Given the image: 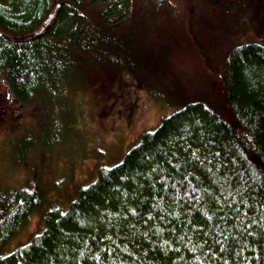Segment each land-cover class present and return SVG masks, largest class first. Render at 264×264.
Listing matches in <instances>:
<instances>
[{
	"label": "trees",
	"instance_id": "16d2710c",
	"mask_svg": "<svg viewBox=\"0 0 264 264\" xmlns=\"http://www.w3.org/2000/svg\"><path fill=\"white\" fill-rule=\"evenodd\" d=\"M140 1L0 0V264H264V42L241 39L247 0ZM128 86L176 107L106 162L79 130Z\"/></svg>",
	"mask_w": 264,
	"mask_h": 264
},
{
	"label": "rangeland",
	"instance_id": "374dc122",
	"mask_svg": "<svg viewBox=\"0 0 264 264\" xmlns=\"http://www.w3.org/2000/svg\"><path fill=\"white\" fill-rule=\"evenodd\" d=\"M133 3L134 10L136 7H147L142 6L143 3L140 0H134ZM242 8L243 10L241 12L244 13L243 15L246 14L245 18H252V21L249 26L248 22L245 23V26H248V28H246L240 35L241 39H243V37L254 36L256 38H253L252 40L264 42V0H247V3ZM236 13L240 14V10L238 12L236 11L235 14ZM165 25H171V22L169 20H165ZM165 30L167 31L168 29ZM160 41L163 45L166 40ZM242 41H247V39L240 40L239 42ZM94 71L98 72V70ZM148 71L150 70L147 68H142L140 74L142 76H149ZM102 73L104 74V78L107 80L111 78L112 81L118 77L117 72L114 73V71H110L108 69L104 70ZM103 87L105 88V86ZM127 88H129V90H126V95L132 99H127L125 101L116 99V103L119 101V105H115L101 116V120L103 117L106 118L105 123H100V119L98 117L100 115L97 113L91 114L90 117L86 115L84 118L85 127L81 126L79 130L80 140L86 139L90 146H97L103 155H107L105 158L106 162L113 163L118 161L123 152L137 141L142 129L144 130L152 128L163 113L166 114L176 107L156 101L154 98L148 96V93H146L143 89H140L137 86H128ZM105 89L107 90V88ZM88 96L89 93L86 97ZM103 106L104 103H100L98 109H101ZM129 107L132 109V111ZM118 131H121V134L119 137H116ZM87 150L89 149L87 148ZM119 153L121 154L119 155ZM58 154L59 156L52 155L51 158L54 171L57 173L63 170V158L61 157L67 155L63 151L58 152ZM95 164L96 161H94L92 158H89L83 163H80L79 166L75 167L74 170L76 175H78V178L81 180L90 179L94 173ZM22 175L23 174L19 172H8L5 174V178L7 183L12 184L15 179L17 180L21 178ZM72 191H76V189L72 187ZM39 224L40 222L37 216H31L20 236L23 238L29 236L30 233L39 228Z\"/></svg>",
	"mask_w": 264,
	"mask_h": 264
},
{
	"label": "water",
	"instance_id": "95a60500",
	"mask_svg": "<svg viewBox=\"0 0 264 264\" xmlns=\"http://www.w3.org/2000/svg\"><path fill=\"white\" fill-rule=\"evenodd\" d=\"M51 16H52V14H49V15L45 18L44 23H43V24H42L37 30H35L34 32H38V31H40V29L44 27V25L46 24V22L49 21V19L51 18Z\"/></svg>",
	"mask_w": 264,
	"mask_h": 264
},
{
	"label": "bare ground",
	"instance_id": "6f19581e",
	"mask_svg": "<svg viewBox=\"0 0 264 264\" xmlns=\"http://www.w3.org/2000/svg\"><path fill=\"white\" fill-rule=\"evenodd\" d=\"M50 14H52V13H50ZM52 15H53V14H52ZM49 21H50V20H49ZM49 21H48V22H49ZM29 156H30V155H29Z\"/></svg>",
	"mask_w": 264,
	"mask_h": 264
}]
</instances>
